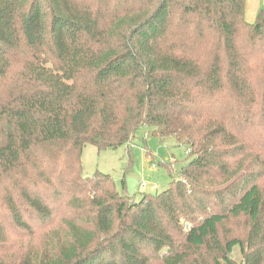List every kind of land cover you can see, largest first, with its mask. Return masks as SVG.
<instances>
[{
  "label": "trees",
  "instance_id": "16d2710c",
  "mask_svg": "<svg viewBox=\"0 0 264 264\" xmlns=\"http://www.w3.org/2000/svg\"><path fill=\"white\" fill-rule=\"evenodd\" d=\"M244 6L0 0V264H264V7ZM143 129L185 150L165 190L83 175L85 145Z\"/></svg>",
  "mask_w": 264,
  "mask_h": 264
},
{
  "label": "rangeland",
  "instance_id": "374dc122",
  "mask_svg": "<svg viewBox=\"0 0 264 264\" xmlns=\"http://www.w3.org/2000/svg\"><path fill=\"white\" fill-rule=\"evenodd\" d=\"M145 133L146 130H141L138 138L113 150L98 151L92 145H85L81 155L83 175L90 177L95 172L108 174L118 191H121L120 181L123 175L132 177L138 182L134 195L136 201L140 199L141 193L165 190L171 181V175H176L187 162L185 150L177 146L173 139L160 142L156 137ZM142 183L146 185L145 189L139 186ZM236 227L240 232L245 231L241 223H237ZM43 233L46 231H41ZM39 240L36 238L33 242L38 244ZM235 257L240 259L237 253Z\"/></svg>",
  "mask_w": 264,
  "mask_h": 264
},
{
  "label": "crops",
  "instance_id": "0c3cea01",
  "mask_svg": "<svg viewBox=\"0 0 264 264\" xmlns=\"http://www.w3.org/2000/svg\"><path fill=\"white\" fill-rule=\"evenodd\" d=\"M244 16L245 20L253 23L258 10L264 7V0H244Z\"/></svg>",
  "mask_w": 264,
  "mask_h": 264
},
{
  "label": "water",
  "instance_id": "95a60500",
  "mask_svg": "<svg viewBox=\"0 0 264 264\" xmlns=\"http://www.w3.org/2000/svg\"><path fill=\"white\" fill-rule=\"evenodd\" d=\"M126 192L129 198H133L135 195V188L138 184L137 180L132 177H126Z\"/></svg>",
  "mask_w": 264,
  "mask_h": 264
},
{
  "label": "built area",
  "instance_id": "2783aa9c",
  "mask_svg": "<svg viewBox=\"0 0 264 264\" xmlns=\"http://www.w3.org/2000/svg\"><path fill=\"white\" fill-rule=\"evenodd\" d=\"M139 186L141 187V189H145L146 188V185L144 183L140 184Z\"/></svg>",
  "mask_w": 264,
  "mask_h": 264
}]
</instances>
